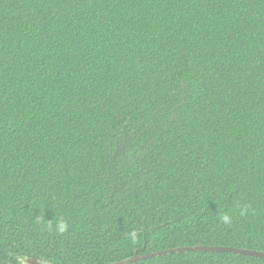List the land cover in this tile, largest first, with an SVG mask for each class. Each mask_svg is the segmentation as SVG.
Returning a JSON list of instances; mask_svg holds the SVG:
<instances>
[{
	"label": "trees",
	"instance_id": "obj_1",
	"mask_svg": "<svg viewBox=\"0 0 264 264\" xmlns=\"http://www.w3.org/2000/svg\"><path fill=\"white\" fill-rule=\"evenodd\" d=\"M194 245L264 252V0H0V264Z\"/></svg>",
	"mask_w": 264,
	"mask_h": 264
},
{
	"label": "water",
	"instance_id": "obj_2",
	"mask_svg": "<svg viewBox=\"0 0 264 264\" xmlns=\"http://www.w3.org/2000/svg\"><path fill=\"white\" fill-rule=\"evenodd\" d=\"M188 251L229 252V253H234V254H243V255H249V256H256L259 258H264V252L263 251H258V250H254V249L237 248V247H230V246H218V245H194V246L174 247V248L154 251V252H150V253H145L142 255L135 254L128 259L112 262L109 264H126V263H130V262H133L136 260L151 258L154 256H160V255L171 254V253L188 252ZM24 261L27 264H45V263L41 262L40 260L34 259L32 257H27L24 259Z\"/></svg>",
	"mask_w": 264,
	"mask_h": 264
},
{
	"label": "clouds",
	"instance_id": "obj_3",
	"mask_svg": "<svg viewBox=\"0 0 264 264\" xmlns=\"http://www.w3.org/2000/svg\"><path fill=\"white\" fill-rule=\"evenodd\" d=\"M58 228H59L60 231H64L65 228H66V225L64 223H61V224L58 225Z\"/></svg>",
	"mask_w": 264,
	"mask_h": 264
}]
</instances>
